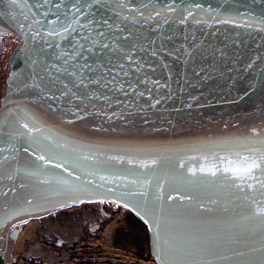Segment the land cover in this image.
<instances>
[{
	"label": "water",
	"instance_id": "95a60500",
	"mask_svg": "<svg viewBox=\"0 0 264 264\" xmlns=\"http://www.w3.org/2000/svg\"><path fill=\"white\" fill-rule=\"evenodd\" d=\"M3 33L0 264L99 202L155 264H264V0H0Z\"/></svg>",
	"mask_w": 264,
	"mask_h": 264
},
{
	"label": "flooded vegetation",
	"instance_id": "af4514ba",
	"mask_svg": "<svg viewBox=\"0 0 264 264\" xmlns=\"http://www.w3.org/2000/svg\"><path fill=\"white\" fill-rule=\"evenodd\" d=\"M12 38L9 33L0 34V91H3L0 97L5 92ZM123 212L131 215L120 206L99 202L59 210L24 222L17 227V239L7 264H136L131 259L139 261L144 257H149L148 261L155 264L149 254L145 225L138 220L145 228L146 244L141 239L143 233L135 230L134 224L129 225ZM120 243H127L131 250L103 254L97 247L117 249L121 248ZM77 244L82 251L75 252Z\"/></svg>",
	"mask_w": 264,
	"mask_h": 264
},
{
	"label": "rangeland",
	"instance_id": "374dc122",
	"mask_svg": "<svg viewBox=\"0 0 264 264\" xmlns=\"http://www.w3.org/2000/svg\"><path fill=\"white\" fill-rule=\"evenodd\" d=\"M4 69L5 68L3 67V70ZM1 89H2V87H1ZM2 92L3 91H0V93H2ZM123 213L125 215V218H127V222L129 223V225L134 224L135 225V230L140 231V233H143V236L141 237V239H143V243L146 244L147 235H146L145 228L142 225V223L140 221H138V219L136 217H134L132 214L130 215L129 213H126V212H123ZM34 223H32V225ZM125 228H126V226L124 227V229ZM29 236L31 237V235H29ZM117 238H120L121 240H123L121 237H117ZM109 239H110V237H108V240ZM123 241H125V240H123ZM100 245H102V243H100ZM120 245H121V248H117V249H115V248L106 249V248H104V246L102 247V246H99V245H97V247L102 249V253L103 254L104 253L113 254V253H116V252H123V251H130L131 250L130 246L127 243H120ZM74 250H75V252H80V251H82V247L79 244H77V245H75ZM148 259H149V257H147V258L144 257V259H140L139 261L135 260V259H131V260L136 262V264H152L150 261H148Z\"/></svg>",
	"mask_w": 264,
	"mask_h": 264
},
{
	"label": "bare ground",
	"instance_id": "6f19581e",
	"mask_svg": "<svg viewBox=\"0 0 264 264\" xmlns=\"http://www.w3.org/2000/svg\"><path fill=\"white\" fill-rule=\"evenodd\" d=\"M10 35H12V34H10ZM13 36V38H12V49H11V53H13V50H14V48H15V45L17 44V42H18V38L15 36V35H12ZM17 40V41H16ZM16 41V42H15Z\"/></svg>",
	"mask_w": 264,
	"mask_h": 264
},
{
	"label": "snow or ice",
	"instance_id": "6c2138e0",
	"mask_svg": "<svg viewBox=\"0 0 264 264\" xmlns=\"http://www.w3.org/2000/svg\"><path fill=\"white\" fill-rule=\"evenodd\" d=\"M257 167H259L258 164H253L251 167H249V168L247 169V171H248V172H251L253 168H257Z\"/></svg>",
	"mask_w": 264,
	"mask_h": 264
}]
</instances>
